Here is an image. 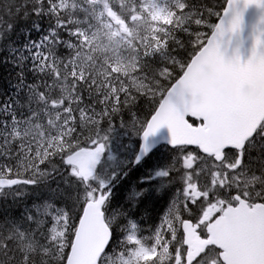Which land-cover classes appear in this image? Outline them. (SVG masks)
I'll return each mask as SVG.
<instances>
[{"label": "snow or ice", "instance_id": "6c2138e0", "mask_svg": "<svg viewBox=\"0 0 264 264\" xmlns=\"http://www.w3.org/2000/svg\"><path fill=\"white\" fill-rule=\"evenodd\" d=\"M217 2L183 0L185 7L178 14L186 22L175 29L167 26L166 50L143 57L148 84L143 93L120 89L94 93L97 86L90 79H80L79 73L68 79L67 72L77 66L71 56L63 59L55 55V37L34 51V71L39 79L29 85L27 102L21 105L27 112L16 116L9 105L6 111L12 118L0 119V173L5 174L0 176V189L4 190L0 196L20 198L31 188L40 197L25 208L19 220L0 211V264H75L82 228L97 208L104 216L107 240L101 241L102 249L97 248L95 264H138L153 246L158 252L167 248L166 264H264V132L258 129L242 145L227 143L219 152L208 150L207 145L231 134L227 125L240 120L241 115L235 109L197 104L182 87L203 56L211 52L219 55L223 34L215 29L216 24L223 21L228 36L238 37L247 8L258 7L264 12V0H223L220 7ZM168 3L153 0L157 7ZM63 7L57 0H0V31L8 25L5 17L48 15L59 30L69 34L63 44L72 50L81 43L83 33L74 28L80 21L61 15L59 9ZM165 38L160 35L161 41ZM250 63L251 59L240 65L239 56L235 58L237 70L246 69ZM54 70L60 75H54ZM60 84L65 95L70 88L75 89L71 102L64 99L54 110L58 118L53 122L67 135L61 137L63 144L55 151L48 147L41 154L35 152L37 133L32 131L39 125L34 126L32 120L41 113L51 118L49 102L56 99L52 94ZM33 94L36 103L44 105L39 112L31 107ZM29 113L32 115L27 120L21 118ZM85 115L92 121L86 126L81 120ZM118 120L143 137L145 151L148 138L162 127L168 128L174 157L169 170L161 175L176 185L177 192L168 213L150 235L140 236L134 231L113 248V230L105 211L111 194L104 182H96L94 167ZM21 130L18 139L13 132ZM54 176H62L56 187L49 183ZM212 209L215 211L209 214ZM227 209L235 210L227 218L231 235L222 232L221 244L209 243L199 254H193L190 233L209 240L211 226Z\"/></svg>", "mask_w": 264, "mask_h": 264}, {"label": "trees", "instance_id": "16d2710c", "mask_svg": "<svg viewBox=\"0 0 264 264\" xmlns=\"http://www.w3.org/2000/svg\"><path fill=\"white\" fill-rule=\"evenodd\" d=\"M85 1L86 0H57L58 5L64 6L63 8L59 9L62 16L72 21H80V23L74 24V28L75 30L83 33L81 36V43L76 45L72 50L68 49L63 44V41L69 39V34L66 31L59 30L57 28L56 21L51 16L45 15L39 18L13 16L11 19L5 17L4 23H8V25L2 29L3 31H0V72L2 71L0 73V78L2 79L0 80V109H3V111H0V119L12 118V116L8 115L6 111L7 106L9 105H11L16 116H20L21 112H27V109H22L21 105H23L24 101V103H26V100L28 99V93L30 91L29 85L38 81L39 79V73L37 74V72L33 70L35 63L33 53L35 50L41 48V46H46L47 43L52 42L53 37H55L56 40L55 55L63 59H67L69 56H71L72 62L77 66L72 71L67 72L66 76L68 79H70L72 75L79 73L80 79H90L91 82L97 86V88L93 90L94 93L95 91L105 89H110V91L113 92L117 89H120L122 91L131 90L133 92L138 91L143 93L144 91L148 90V84L144 77L143 71L144 55L150 52L166 50L167 34L169 32L167 26H173V29H175V27L179 26L181 23L186 22L185 17L178 14L182 13L183 8L185 7L183 0H169L168 5L163 6L169 13L168 19L166 18L165 20L151 22L149 26L145 27L146 29H142L139 32L138 36L133 34L127 37V43L130 47V50H123L122 52L127 53V57L117 60V57L112 58V54L110 55V52L107 50L99 51L93 49L92 42L88 37L91 18L90 14L85 8L88 7L86 6ZM208 2L211 3L213 0H208ZM222 4L223 0H218L217 7H220ZM130 6H122L121 4H117L122 23L127 22L129 26L132 27L133 20L135 19V10L132 9V6ZM214 21L215 16L213 17V22ZM160 35H165V41H161ZM1 46L5 49H3ZM87 54L90 56L78 57V55ZM63 71V69L60 70V72ZM60 72L54 70V75L58 76L60 75ZM6 73L9 75H6ZM21 73H23L22 79ZM3 76L5 79H7L5 80ZM148 79H150V77ZM117 81H119V83H117ZM59 86H62L63 93L57 88V90L52 94L56 97V99L49 102L50 106L52 103H55L56 106L60 105L64 99H68L71 102L72 93L75 89L70 88L68 90V94L65 95L64 85L60 84ZM85 91H88V89H85ZM36 100L37 97L35 94H33V103L31 107L35 111L39 112L44 107V105L36 103ZM31 115L32 114L29 113L28 115H25L21 118L27 120ZM44 120L45 116L43 113H41V115L32 120V123L33 125H40L44 122ZM81 120L85 126L92 122L87 120L86 115L82 116ZM54 127L58 130L59 134L56 135L50 142L43 138L44 143L42 144L39 153L43 154L44 152H47L48 147L53 148L55 151L57 146L63 144L61 137L63 135H67V133H64L62 127H58L56 124ZM127 131H129V129L126 126L122 125L119 120L116 121L112 126V130L108 133V140L106 141V144H108V146H113L114 149L116 148L117 150L122 149V147L127 143ZM136 142L137 139L135 144ZM33 155H35V152ZM3 175L5 174L0 173V176ZM131 175L135 179H138L136 176L137 171H134ZM61 182L62 176H54V178L49 181L52 187H56V185ZM125 189L126 188L121 186L117 188L119 197L118 199L120 201H122L127 194ZM112 194L114 197H116L114 192ZM44 195H47V193ZM39 197L40 194L34 192L31 188L26 189L25 195L20 198H16L11 194L7 195L6 199L4 196H0V211H6L7 214H13L15 212L14 210L17 212L23 211L21 216L14 219L19 220L23 216L25 208H30L33 202L38 201ZM13 203H15L16 206H13ZM19 207L20 209L18 210L17 208ZM152 209H155V207H150V202H147L144 210L142 211V209H140V216L142 217V214L144 215L145 212L149 213L154 211Z\"/></svg>", "mask_w": 264, "mask_h": 264}, {"label": "rangeland", "instance_id": "374dc122", "mask_svg": "<svg viewBox=\"0 0 264 264\" xmlns=\"http://www.w3.org/2000/svg\"><path fill=\"white\" fill-rule=\"evenodd\" d=\"M85 2L93 21L88 32L93 49L99 51L107 50L110 55L112 54L111 57H117V60L127 57V53H122L123 50H130L127 39L121 36H129L133 32L138 36L139 32L142 29H146L145 27L149 26L151 22L164 20L169 17L166 9L163 6H155L153 0H143L142 3H138L137 0H86ZM117 4L122 6L131 5L132 9L135 10L133 28L129 27L127 22L121 24L122 19L119 16ZM86 56L90 55H78V57ZM58 90L63 93L62 86H58ZM58 107L59 105L56 106L55 103H52L49 108L51 118L45 117L44 122L38 128L34 127L32 129V131L37 133L34 141L35 152H39L42 147L43 138L50 142L59 134L53 122L58 118L57 112L54 111ZM22 127H27V125ZM128 129L127 143L122 149L118 150L109 145L103 164L95 175L96 182H104L107 190L116 194V197L113 195L105 209L106 216L110 220L114 232L113 248L119 246L120 241L124 239L126 234L134 231L137 234L140 233V236H145L141 232L147 230L151 234L168 213L177 192L176 185L171 183L167 176L161 175V173L169 170L174 152H168L161 148L139 167L133 168L132 163L139 144L138 141L135 144V141L136 139L138 140L139 134L130 128ZM52 133H55V135ZM13 135L19 139L22 135V130L20 133L13 132ZM134 171H137L136 176L138 179L131 175ZM119 186L126 188L127 192L122 201L118 199L117 188ZM147 202H150V207H155V209H152L154 211L149 213L145 212L141 217L140 209L143 211ZM211 211H215V209L210 210L209 214H211ZM21 213L7 215L14 220L16 217L21 216ZM141 218L154 220V226L148 229L145 226L139 228L138 222ZM133 225H135V228L132 227ZM151 250L152 248L148 249L147 254L140 258L138 264H166L169 255L166 247L159 252L156 249H153V252Z\"/></svg>", "mask_w": 264, "mask_h": 264}, {"label": "water", "instance_id": "95a60500", "mask_svg": "<svg viewBox=\"0 0 264 264\" xmlns=\"http://www.w3.org/2000/svg\"><path fill=\"white\" fill-rule=\"evenodd\" d=\"M264 12L258 7H249L244 11L243 26L238 37L227 34V25L216 24L215 29L223 35L219 39V55L211 52L203 56L197 64L196 72L188 77L185 85L187 97L200 105L218 106L235 109L241 115L238 121L230 122L227 126L232 129L231 134L221 136L207 145L210 151L219 152L227 143L243 144L264 121V23L261 16ZM217 32L214 30V35ZM255 46L256 55L253 57ZM239 56L240 65L251 59L244 70H237L235 58ZM187 75V73H186ZM138 151L133 165H138L153 150L161 145L173 146L170 143V132L166 126L149 137L147 151L145 141L140 135ZM104 154V153H103ZM94 167V173L101 162L102 155ZM235 210L227 209L211 226L209 240L203 241L194 233H190L188 242L193 254H199L209 243L221 244V233L231 235L232 228L227 218ZM78 240L79 251L75 253V264H95L99 255L97 248L102 249L101 241L107 240V227L104 216L95 209L81 231ZM221 256L224 254L221 253Z\"/></svg>", "mask_w": 264, "mask_h": 264}, {"label": "bare ground", "instance_id": "6f19581e", "mask_svg": "<svg viewBox=\"0 0 264 264\" xmlns=\"http://www.w3.org/2000/svg\"><path fill=\"white\" fill-rule=\"evenodd\" d=\"M0 42H1V41H0ZM13 43H14V42H13ZM2 45H3V44H2ZM4 45H5V44H4ZM15 46H16V45H15ZM1 47H2V46H1ZM13 47H14V45H13ZM20 47H21V46H20ZM23 47H24V46H23ZM2 48H3V47H2ZM3 49H5V48H3ZM24 49H25V48H24ZM14 50H15V49H14ZM24 51H25V50H24ZM1 52H2V51H1ZM4 54H5V52H4ZM22 54H23V53H22ZM22 54H21V55H22ZM24 54H25V53H24ZM5 55H6V54H5ZM26 56H27V55H26ZM23 58H24V57H23ZM2 61H3V60H2ZM5 61H6V60H5ZM7 62H8V61H7ZM17 63H18V62H17ZM22 63H23V62H22ZM1 64H2V63H1ZM9 64H10V62H9ZM9 64H7V65H9ZM13 64H14V62H13ZM19 64H20V63H19ZM23 64H24V63H23ZM4 65H5V64H4ZM20 65H21V64H20ZM25 65H26V64H25ZM1 66H2V65H1ZM11 66H12V64H11ZM23 66H24V65H23ZM5 68H6V67H5ZM11 68H12V67H11ZM22 68H23V67H22ZM2 69H3V68H2ZM8 69H9V68H8ZM13 69H14V68H13ZM13 69H12V70H13ZM15 69H16V68H15ZM27 70H28V69H27ZM33 70H34V69H33ZM14 71H15V70H14ZM20 71H21V70H20ZM31 71H32V70H31ZM1 72H2V71H1ZM1 72H0V73H1ZM6 72H7V71H6ZM26 72H28V71H26ZM10 73H11V72H10ZM12 73H13V72H12ZM28 73H29V72H28ZM16 74H18V73H16ZM30 74H31V73H30ZM37 74H38V73H37ZM6 75H9V74L6 73ZM14 76H15V75H14ZM14 76H12V77H14ZM28 76H30V75H28ZM34 76H35V75H34ZM37 77H38V75H37ZM3 78H4V76H3ZM4 79H5V78H4ZM6 79H7V78H6ZM6 79H5V80H6ZM30 79H31V78H30ZM0 80H2V79L0 78ZM7 81H8V80H7ZM10 81H11V80H10ZM30 81H31V80H30ZM34 81H36V80H34ZM1 82H2V81H1ZM36 82H37V81H36ZM5 83H7V82H5ZM8 83H9V82H8ZM14 83H15V82H14ZM1 84H2V83H1ZM11 84H12V83H11ZM24 102H25V101H24ZM24 102H23V103H24ZM26 102H27V100H26ZM1 103H2V102H1ZM19 104H20V103H19ZM0 107H1V106H0ZM5 115H6V114H5ZM6 116H7V115H6ZM13 204H14L13 206H16L15 203H13ZM18 205H19V204H18ZM18 205H17V207H18ZM22 207H23V206H22ZM23 208H24V207H23ZM14 209H15V208H14ZM14 209H13V210H14ZM17 209L19 210L20 207L17 208ZM14 211H15L14 213H21V211H20V212H19V211L17 212L16 210H14Z\"/></svg>", "mask_w": 264, "mask_h": 264}]
</instances>
